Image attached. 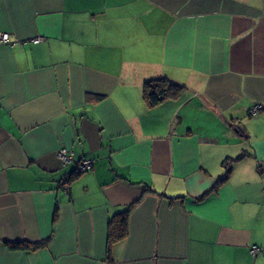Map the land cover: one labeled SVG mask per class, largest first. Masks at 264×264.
<instances>
[{"label":"crops","instance_id":"obj_1","mask_svg":"<svg viewBox=\"0 0 264 264\" xmlns=\"http://www.w3.org/2000/svg\"><path fill=\"white\" fill-rule=\"evenodd\" d=\"M0 31V264H264V0H0Z\"/></svg>","mask_w":264,"mask_h":264},{"label":"trees","instance_id":"obj_2","mask_svg":"<svg viewBox=\"0 0 264 264\" xmlns=\"http://www.w3.org/2000/svg\"><path fill=\"white\" fill-rule=\"evenodd\" d=\"M182 91V87L180 85L172 83L170 80L158 77L146 80L143 85L142 96L144 101L148 106H155L164 101L167 98H176L177 95ZM245 152L237 155L236 157H226L222 160L221 164L224 168V172L218 176L215 180L211 188L204 192L200 197L196 198V200L204 199L209 193L214 192L218 189L221 183H223L229 173L232 170V165L234 161L240 159L241 157L245 156ZM258 172L260 174H264V170L261 169V165L257 166ZM78 171L75 169L70 173V175L74 176ZM67 176L64 179L65 181H69L72 176ZM145 188L149 190V186L145 185ZM131 205L128 206L121 212L114 214L110 217L108 221V232H107V240H106V253L108 254L110 251V247L113 243L123 239L127 234V219L128 213ZM47 238L41 239L37 242H29L26 240L18 241V242H8L4 241V244L7 245L10 249H24V248H31L37 249L43 247L47 244Z\"/></svg>","mask_w":264,"mask_h":264},{"label":"rangeland","instance_id":"obj_3","mask_svg":"<svg viewBox=\"0 0 264 264\" xmlns=\"http://www.w3.org/2000/svg\"><path fill=\"white\" fill-rule=\"evenodd\" d=\"M114 26H115V17H113L110 21H109V23H108V30H109V33L114 29ZM249 31V30H248ZM174 73V75H177L178 73H180V72H177V71H175V72H173ZM143 101H144V99H143ZM146 102H144V104H145ZM149 107V106H148ZM145 108H146V110L144 111V112H147L146 113V116L147 117H150L151 119H160V122H158V123H162V122H164V120L166 119V116L167 115H165L162 111H161V108H158V109H153L154 107H150V108H147V104H146V106H145ZM159 111L161 112V113H159ZM250 112V114H251V110L249 111ZM262 115H260V114H258V113H255L256 115L253 117L254 119H251V121L249 120L248 122H253L252 124L253 125H255L256 126V128H258V132H260L259 133V135H261V134H263V136H264V116H263V113L262 112H260ZM248 126H249V124H248ZM208 127V126H207ZM261 131H262V133H261ZM253 137H254V139H256V140H254V139H252L251 140V143H254V144H257L258 145V142L259 143H262L263 141H262V139H259V138H256V136L253 134ZM260 137V136H259ZM260 138H263V137H260ZM261 151V150H260ZM242 152H245V149H243L242 151H241V153ZM251 152V149L249 148V146H248V157H254V156H252L253 154L252 153H250ZM264 153V152H263ZM256 154V153H255ZM257 165H256V167L258 166V165H261V169L262 170H264V161L262 160V158L261 157H257ZM221 172H223V171H221ZM217 175V174H216ZM263 176H264V174H263Z\"/></svg>","mask_w":264,"mask_h":264},{"label":"built area","instance_id":"obj_4","mask_svg":"<svg viewBox=\"0 0 264 264\" xmlns=\"http://www.w3.org/2000/svg\"><path fill=\"white\" fill-rule=\"evenodd\" d=\"M34 41H38V39H34ZM10 36L7 32L0 31V43H11ZM258 106H255L251 113L254 114L257 110ZM58 155L62 159L64 163H69L72 160V152H70L67 148L63 147L60 148L58 151ZM92 160L90 158H82L78 162H76V167L79 171L81 170H88L91 168ZM252 253H255L257 251L256 246H251L250 248Z\"/></svg>","mask_w":264,"mask_h":264}]
</instances>
